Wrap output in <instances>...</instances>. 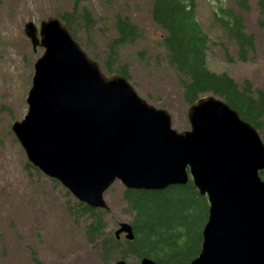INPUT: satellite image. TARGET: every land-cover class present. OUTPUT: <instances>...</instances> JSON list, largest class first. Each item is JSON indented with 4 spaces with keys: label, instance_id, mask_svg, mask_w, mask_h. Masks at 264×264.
<instances>
[{
    "label": "water",
    "instance_id": "water-1",
    "mask_svg": "<svg viewBox=\"0 0 264 264\" xmlns=\"http://www.w3.org/2000/svg\"><path fill=\"white\" fill-rule=\"evenodd\" d=\"M34 63L27 111L11 131L27 161L78 202L108 210L106 191H161L192 180L208 200L201 249L189 264H264V143L222 99L187 108L189 129L107 74L57 16L24 25ZM133 239L130 223L114 232ZM114 264H129L117 260ZM139 264H156L142 258Z\"/></svg>",
    "mask_w": 264,
    "mask_h": 264
},
{
    "label": "rangeland",
    "instance_id": "rangeland-1",
    "mask_svg": "<svg viewBox=\"0 0 264 264\" xmlns=\"http://www.w3.org/2000/svg\"><path fill=\"white\" fill-rule=\"evenodd\" d=\"M255 2L249 0L250 8L242 14L255 43L254 53L245 62L237 58L234 44L213 21L217 3L195 0V8L197 21L211 38L208 68L225 72L237 82L249 79L264 91V32L258 27ZM72 4L73 0H0V264H35L34 258L41 264H107L98 243L88 242L83 234L85 221L70 213L77 200L55 180L25 169L26 155L11 131L12 123L26 114L34 63L43 53L42 48L32 49L24 25L31 21L39 27L42 20L71 10ZM80 5L90 10L94 21L90 35L80 34L81 41H77L102 69L110 59L109 44L117 36V15L138 27L140 36L132 44L116 47L111 66L114 71L125 66L136 93L152 106L165 109L174 129L188 130V106L182 102L174 73L163 59L159 41L164 32L150 17L149 1L85 0ZM113 186L104 195L109 207L104 214L105 232L112 235L120 223H130L132 218L121 199L123 186L119 182ZM119 239H125L124 235Z\"/></svg>",
    "mask_w": 264,
    "mask_h": 264
},
{
    "label": "trees",
    "instance_id": "trees-1",
    "mask_svg": "<svg viewBox=\"0 0 264 264\" xmlns=\"http://www.w3.org/2000/svg\"><path fill=\"white\" fill-rule=\"evenodd\" d=\"M84 1L73 0L71 10L57 14L76 41H81L80 34L90 35L93 26L90 10L80 5ZM148 1L152 21L164 32L159 46L181 89L182 102L190 106L203 96L214 95L253 126L264 143V91L255 88L249 79L237 82L225 72L215 73L208 68L206 57L211 38L197 21L195 0ZM214 1L217 6L212 13L213 21L226 40L234 44L237 58L247 61L255 51L254 36L246 31L242 15L250 8L249 0ZM255 7L258 27L264 32V0H256ZM115 28L117 36L109 44L110 59L102 70L130 80L125 66L114 71L111 64L116 47L134 43L140 36L139 29L121 15L115 19ZM24 167L40 174L27 161ZM260 176L264 178V171ZM113 185L108 191L114 189ZM120 191L122 201L132 214L133 239L130 241L116 239L105 232L104 214L109 210L93 209L78 201L70 206L72 216L85 221L83 234L88 242L98 243L104 263L149 258L156 264H189L197 257L208 217V200L200 195L191 179L185 185H173L161 191L124 187ZM34 262L41 264L35 258Z\"/></svg>",
    "mask_w": 264,
    "mask_h": 264
}]
</instances>
